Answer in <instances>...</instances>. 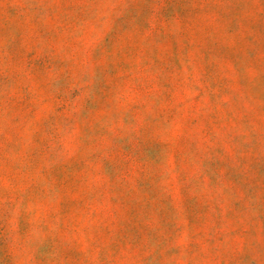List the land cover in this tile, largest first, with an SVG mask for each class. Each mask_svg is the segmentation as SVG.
Here are the masks:
<instances>
[{
  "label": "rangeland",
  "instance_id": "obj_1",
  "mask_svg": "<svg viewBox=\"0 0 264 264\" xmlns=\"http://www.w3.org/2000/svg\"><path fill=\"white\" fill-rule=\"evenodd\" d=\"M0 264H264V0H0Z\"/></svg>",
  "mask_w": 264,
  "mask_h": 264
}]
</instances>
